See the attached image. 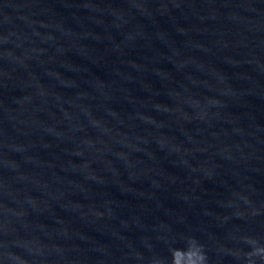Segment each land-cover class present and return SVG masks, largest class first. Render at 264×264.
I'll return each instance as SVG.
<instances>
[{"label":"water","instance_id":"95a60500","mask_svg":"<svg viewBox=\"0 0 264 264\" xmlns=\"http://www.w3.org/2000/svg\"><path fill=\"white\" fill-rule=\"evenodd\" d=\"M264 264V0H0V264Z\"/></svg>","mask_w":264,"mask_h":264},{"label":"clouds","instance_id":"9594fccd","mask_svg":"<svg viewBox=\"0 0 264 264\" xmlns=\"http://www.w3.org/2000/svg\"><path fill=\"white\" fill-rule=\"evenodd\" d=\"M195 255L198 257V264H203L204 257L202 255H199L197 251H196ZM175 256H176V252L174 251V253H173V258H174L173 264H176Z\"/></svg>","mask_w":264,"mask_h":264}]
</instances>
